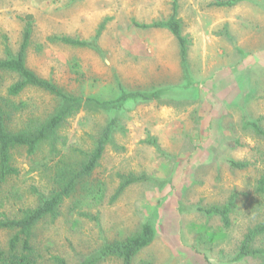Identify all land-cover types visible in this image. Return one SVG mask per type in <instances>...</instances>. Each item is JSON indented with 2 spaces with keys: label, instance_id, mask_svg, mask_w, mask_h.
Listing matches in <instances>:
<instances>
[{
  "label": "rangeland",
  "instance_id": "rangeland-1",
  "mask_svg": "<svg viewBox=\"0 0 264 264\" xmlns=\"http://www.w3.org/2000/svg\"><path fill=\"white\" fill-rule=\"evenodd\" d=\"M174 1L188 38L187 65L167 28L137 25L167 19ZM216 1L0 0V58L7 47L18 50L29 17L34 27L27 63L64 90L105 99L117 98L123 88L164 90L159 100L115 113L121 125L93 175L64 201L56 219L47 217L34 228L31 242L43 256L40 264H54V255L74 264L145 222L156 237L133 264H262L235 257L248 230L264 221V0L233 6ZM58 35L89 45L53 41ZM16 80L7 73L5 89ZM17 100L26 107L13 126L58 104L31 88ZM108 119L106 112L82 108L59 131L67 140L59 147L77 160L81 149L94 148ZM229 160L246 167L232 168ZM13 162L19 173L0 188V217L37 207L40 194L53 187L47 146L35 155L15 148ZM121 173L147 178L113 199ZM92 184L97 191L85 187ZM235 193L230 226L198 208L225 204ZM14 233L0 229V251L8 250ZM255 245L264 247V235ZM101 264L122 262L109 258Z\"/></svg>",
  "mask_w": 264,
  "mask_h": 264
},
{
  "label": "trees",
  "instance_id": "trees-1",
  "mask_svg": "<svg viewBox=\"0 0 264 264\" xmlns=\"http://www.w3.org/2000/svg\"><path fill=\"white\" fill-rule=\"evenodd\" d=\"M241 0H217V5L233 6ZM24 31L21 44L15 52L6 48V56L0 58V188L12 176L19 173V168L13 162V150L24 147L29 155H35L49 148V158L54 162L51 165V181L53 187L49 194H40V203L37 207L22 209L21 215L10 218L0 217V229L13 230L15 233L10 238L7 251H0V264H40L43 256L31 242L34 228L47 217L56 219L61 211V206L68 198L73 197L78 191L79 185H83L93 175L105 153L106 146L113 138L114 131L120 127V119L117 113L132 103H147L159 100L163 89L154 90H130L122 89L117 98L105 99L99 96L77 95L64 90L57 82L39 75L27 63L28 49L32 42L33 21L24 18ZM140 27H164L167 28L179 42L182 63L187 65L189 49L188 38L185 36L183 26L178 17V3L173 2V11L165 19L150 24H137ZM53 41L72 46H88L89 42L67 35L53 36ZM7 73L14 74L17 80L12 82L7 89L4 79ZM39 90L53 99L58 104L55 109L44 116L34 118L27 116L20 126H13V119L20 117L25 111L26 103L18 101L27 89ZM18 101V102H17ZM82 108L101 110L109 114V119L102 131L95 137L94 148L90 151H79L77 160L65 152L59 144H67L65 136L59 131L64 127L68 119ZM259 132L262 128L253 123ZM232 168H244L245 162L229 160ZM121 182L112 198L116 199L131 184L143 181L145 174L121 173ZM94 185H85L86 188ZM98 192L103 191V183L96 184ZM259 190L264 192V172L260 179ZM43 196V197H42ZM237 193L233 194L225 204H213L211 206H199L198 208L207 215H219L226 226L231 225V210ZM79 204V200L76 201ZM264 235V221L250 228L244 235L235 259L241 260L247 257L262 259L264 264V247H256V240ZM156 232L151 223L145 222L134 233L116 240H109L93 252L83 255L74 264H101L109 258H118L122 264H133L134 257L155 239ZM54 264H69L61 256L50 257Z\"/></svg>",
  "mask_w": 264,
  "mask_h": 264
}]
</instances>
